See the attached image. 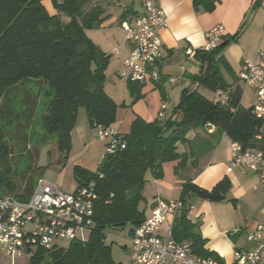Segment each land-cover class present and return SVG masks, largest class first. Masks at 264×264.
I'll return each mask as SVG.
<instances>
[{"label":"trees","instance_id":"trees-1","mask_svg":"<svg viewBox=\"0 0 264 264\" xmlns=\"http://www.w3.org/2000/svg\"><path fill=\"white\" fill-rule=\"evenodd\" d=\"M42 1L0 0V195L5 193L0 198L11 195L27 199L32 194L34 181L27 174L18 183L12 178V155L22 152L19 143H24L23 150L30 143L36 144L30 149L37 157L40 144L55 138L54 146L64 165L80 108L91 125L109 128L116 121L117 106L104 91L109 56L85 33L100 28L104 22L102 8L89 7L90 0H51L55 14L50 15ZM194 4L211 12L216 0H195ZM126 16L125 12L121 17ZM220 45L194 54L201 67L192 80L212 93L224 94L225 101L217 97L209 100L196 90L185 89L171 116H158L150 123L136 118L128 134L121 135L125 149L104 155L95 172L75 166L72 175L76 186L93 184L97 194L94 229L84 243L73 241L64 248L36 250L30 264H120L111 257L105 232L121 231L127 225L136 227L145 220L140 204L147 173L161 179L162 166L167 162H177L176 176L197 167L222 135L240 144L244 151L258 150L264 155L261 121L241 106L243 90L231 67L217 56ZM128 88L132 102L136 101L140 85L128 81ZM41 105L45 108L38 125L43 131L38 137L32 127ZM210 126L215 127L212 134L207 131ZM191 132L195 133L189 138ZM227 188V182L222 181L206 191L187 179L179 198L184 208L172 225L175 241L190 244L194 255L210 257L218 264L224 262L204 248L200 224L188 218L186 199L189 195L219 199Z\"/></svg>","mask_w":264,"mask_h":264},{"label":"crops","instance_id":"crops-1","mask_svg":"<svg viewBox=\"0 0 264 264\" xmlns=\"http://www.w3.org/2000/svg\"><path fill=\"white\" fill-rule=\"evenodd\" d=\"M194 1L156 0L166 19V27L159 32L162 42L160 57L154 66L161 79L156 83L139 84V98L132 102L123 64L131 46L122 24L132 25L141 8L134 0H90L89 7L99 6L103 10L104 22L100 28L85 33L109 56L104 91L117 106L116 121L109 128L121 135L128 134L136 118L153 122L162 108L163 116H171L183 90L203 94L201 88L204 87L192 80L201 67L194 54L205 50V34L214 26L221 25L224 29L217 56L231 67L237 80L244 60L257 62L264 57V0H216L211 12L202 11ZM42 4L50 15L55 14L51 0H43ZM125 12L127 16L122 19ZM223 75L231 82L224 70ZM169 78H174L175 82L169 83ZM239 85L243 90L241 106L248 109L254 103L255 94L240 80ZM245 89L250 90V104L247 106L243 101ZM205 98L215 100L216 93ZM81 110L84 109H79L70 133L71 148L65 164L72 166L71 171L78 166L95 172L104 156L105 142L98 139L96 143V129L90 124L86 112L84 117ZM214 130L215 127L210 126L207 131L212 134ZM194 133L188 137H193ZM231 143L228 136L222 135L215 149L201 158L197 167H189L178 176L175 175L177 162L164 163L163 176L156 180L155 189V200L169 202L180 198L181 186L187 179L206 191H211L222 181L227 182V192L219 199L208 200L199 195H189L186 199L192 207L188 218L200 224L204 248L215 252L224 264H233L234 251L254 249L257 244L248 235L264 225V185L258 174L232 163ZM183 150L180 147V151ZM260 169L264 172V158Z\"/></svg>","mask_w":264,"mask_h":264},{"label":"built area","instance_id":"built-area-1","mask_svg":"<svg viewBox=\"0 0 264 264\" xmlns=\"http://www.w3.org/2000/svg\"><path fill=\"white\" fill-rule=\"evenodd\" d=\"M140 13L132 25L122 24L130 43V52L123 64L124 76L137 84L156 83L161 74L154 67L160 57V30L166 19L156 0H134ZM224 29L217 25L205 34V51L215 50L221 43ZM245 88L253 90L255 100L249 108L251 115L261 121L264 131V57L256 61L244 60L238 74ZM174 83V78L168 79ZM216 97L225 101L220 92ZM164 109V108H162ZM163 117V114H158ZM97 137L105 142L104 155L125 149L121 134L113 128L94 124ZM260 139V136H256ZM231 161L258 174L264 185V172L260 169L263 153L244 151L240 144L230 145ZM97 200L93 184L76 186L66 193L38 178L27 199L7 195L0 198V253L10 259L32 256L36 250L59 247V241L86 242L94 229V206ZM181 200H155L150 213L136 227H131L125 240L128 264H218L214 259L193 254L190 244L179 243L172 236V225L183 211ZM192 209L191 206L188 207ZM122 231V230H121ZM107 234L105 233V241ZM248 238L257 246L252 250L234 251L233 264H264V225L257 227Z\"/></svg>","mask_w":264,"mask_h":264},{"label":"rangeland","instance_id":"rangeland-1","mask_svg":"<svg viewBox=\"0 0 264 264\" xmlns=\"http://www.w3.org/2000/svg\"><path fill=\"white\" fill-rule=\"evenodd\" d=\"M125 71V70H124ZM123 71V72H124ZM126 72V71H125ZM124 72V73H125ZM250 90L245 89V94L243 96L244 105L247 106L250 104ZM201 95L210 96L211 91L201 88ZM45 106H42L38 110V115L35 118V126L32 127L38 137L42 134V127L38 125L39 119L41 115L44 113ZM81 114L85 117V111L81 110ZM36 137V138H38ZM34 139H32L33 141ZM96 143H98V137H95ZM35 141V140H34ZM49 142L46 144H40V150L38 151L37 157H34L32 149L30 147L35 146L34 143H30L29 145L24 147L22 144L20 145L21 153L15 151L12 155L11 166L13 169L12 178L14 181L20 182L21 176L27 174L29 180L34 181L38 178H43L48 183L55 186L58 190L69 193L72 192L76 187V182L73 179L71 165L70 164H62L61 155L55 149L54 143L55 138L48 140ZM36 142V141H35ZM39 145V144H37ZM22 147V148H21ZM105 149V147H104ZM105 151V150H104ZM66 163V162H65ZM38 171V172H36ZM156 180L151 176L150 173L146 174V183L142 189V195L144 200L140 204V209L144 211V215L147 216L150 213V206L153 204L156 199ZM5 193L1 194L4 195ZM0 195V196H1ZM130 229V226L127 225L122 231L107 229L106 230V244L110 246L111 257L114 262L120 264H128V257L125 252V240L124 238L127 236V232ZM70 244L68 241H59L57 245L61 248L67 247ZM0 264H30V256L23 255L19 258L10 259L5 257L0 253Z\"/></svg>","mask_w":264,"mask_h":264}]
</instances>
